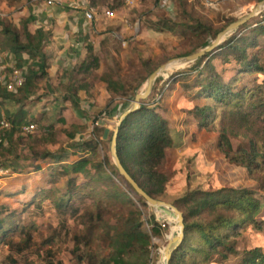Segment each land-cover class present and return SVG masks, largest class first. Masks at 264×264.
Segmentation results:
<instances>
[{"label":"trees","instance_id":"1","mask_svg":"<svg viewBox=\"0 0 264 264\" xmlns=\"http://www.w3.org/2000/svg\"><path fill=\"white\" fill-rule=\"evenodd\" d=\"M21 1L32 3V0H4L8 8ZM32 20L29 10V15L20 21V31L15 24L0 22V51L7 48L8 59L25 75L22 86L13 91H6L0 84V113L3 110V117L10 125L0 137V151L6 138L5 149L7 153L12 152V158L3 160L2 165L14 172L19 169L28 174L43 171L45 182L35 188L34 196L23 203L24 206H39L43 199H50L62 216L68 213L75 215L82 209L79 217L85 219L87 225L73 239V253L78 264H127L129 255L145 257L150 235L142 230L141 211L113 179L123 180V177L107 155L92 158L81 153L85 150L93 153L97 144L102 142V136L73 144L70 148H76L80 154L65 164V159L69 158L67 151L53 153L47 149L40 150V144H45L44 135L51 127L42 128L43 136L40 138L28 135L26 138L18 136L14 142L11 140L13 130L22 124L29 120L40 122V119L28 117L24 105L38 89V83L48 78L49 58L44 48L50 33L41 28L30 33L28 26ZM151 24L160 35L165 31L174 33L179 25L182 31L209 32L202 24L189 26L171 20ZM240 27L244 30L238 36L226 39L200 59L202 67L194 68L193 80L190 72H179L171 84L180 83L181 95L185 98L176 106L185 109L190 121L188 128H192L193 121L196 131L216 134L219 153L230 164L244 169L255 188L194 190L173 201L172 205L182 213L184 231L183 240L173 249L168 264H220L230 256H239L237 264H264V250L254 248L239 253L234 243L240 228L250 226L257 232L264 230V21L248 31L246 24ZM221 32L193 48L191 53L211 46ZM216 59L222 66L232 65L230 77L225 78L216 71ZM137 60L139 69L135 73L138 71L136 74L143 73V76L136 85L124 81L120 69L106 68L97 77L99 57L95 49L88 46L75 65L63 70L57 91L61 93L62 101L69 102L76 110L79 106L78 92L91 90L94 80L99 79L109 95L101 112L105 114L117 99L122 104L132 101L136 91L157 68L152 66L151 60L141 57ZM6 70L0 56V73ZM163 91L165 88L159 89L158 100L148 104L142 100L140 108L119 124L116 137V153L122 167L155 200L164 194L168 182L163 172L166 153L183 147L186 136L157 112L162 111ZM233 141L237 142L236 145ZM23 147L27 149L26 156L21 154ZM47 183L51 187H45ZM24 193L23 189L10 196ZM76 198L81 199L80 208L72 204ZM138 201L143 206L147 205L140 196ZM9 206L8 202L0 204V247L18 256L33 245L36 228L33 223L21 225L12 222L16 214ZM159 226L158 222H153V234H159ZM11 263L17 264L15 260Z\"/></svg>","mask_w":264,"mask_h":264},{"label":"rangeland","instance_id":"2","mask_svg":"<svg viewBox=\"0 0 264 264\" xmlns=\"http://www.w3.org/2000/svg\"><path fill=\"white\" fill-rule=\"evenodd\" d=\"M260 1L262 0H157V5H155V0H144L143 5H145L146 9L143 10V13L147 15L145 24L137 25L134 22L133 24L129 23L128 29L131 36L127 35L123 38L112 37L111 42H106L103 45L100 43L99 47L95 49L100 62L96 75L100 77L106 68L120 69L123 80L136 85L143 74H136L138 71L135 73L139 69L138 57L144 60H151L152 66H156L157 70L173 59L185 57L182 55L191 53L193 48L209 40L217 32H223L232 24L248 16ZM33 4L21 1L16 2L13 7L8 8L4 0H0V22L15 24L17 30L20 31V21L29 15V10L32 11L31 5ZM159 20H171L174 23H186L189 26L202 24L209 29V32L201 33V30L194 31L192 29H183L182 31V26L179 25L174 33L165 31L160 35L151 27V23ZM263 21L264 10L245 23L248 27L247 31L252 29L258 22ZM1 30L2 27L0 26V32ZM242 30L244 29L239 27L227 33L219 40L217 47L226 39L238 36ZM1 39L2 35L0 34ZM8 52V49L5 48L0 53L4 67L7 66L6 64L9 60L6 57ZM196 52H192L191 54ZM28 62L29 60H27ZM215 65L216 71L219 74H223L225 78L232 75V65L222 66L217 59L215 60ZM196 67H202L200 59L189 64L167 69L154 82L151 93L147 97L148 99L143 100L144 104L158 100L160 98L158 95L159 89L165 88V91H163L164 101L160 103L163 106L162 111L157 110V112L167 119L174 129L186 133L183 147L168 150L163 166V172L166 174L168 182L164 194L157 200L171 206H173V201L194 190L213 191L225 187L255 188L253 182L248 179V175L244 169L230 164L219 153L216 147L217 135L204 131H196L197 129L193 127L195 126V122L193 121L191 122L192 128L189 129L187 124L190 121L187 120L185 109L183 106L181 108L176 106L177 102L183 100L185 97L181 95L180 83L177 85L171 84L172 78L179 72L187 71L190 72L192 75L190 79L193 80L195 74L194 68ZM62 72L63 70L58 69V73L53 77L48 76V78L38 83V89L30 96V101L25 103L24 110L28 113V117L40 119V122L36 123L29 120L26 124H22L15 131L13 130L11 140L15 141L18 136L26 138L28 135L40 138L43 136L42 128L51 127L47 135H44L45 144H40V150L47 149L53 153L61 150L67 151L69 158L65 159V164L77 159L78 154H80L76 148H70L73 144L80 140L89 141L93 137L96 140L102 136V142L97 144L96 150L93 153L89 150L81 153L90 157L92 156V158L95 156L103 158L104 155H107L114 163L111 156V140L114 131L123 113L132 109L135 96L145 91L146 82L150 75L136 91L132 101H123L124 103L122 104V101L119 102L120 100L117 99L105 111V114H101L109 98L103 83L99 79H95L91 90L79 91L83 95L82 100L89 101L91 108H83L79 104L78 109L75 110L69 102L62 101V95L57 91L58 79L61 77ZM49 73H53V71L51 70ZM195 103L200 104L201 102L196 101ZM3 115L2 110L0 122L2 118H5ZM28 124L35 125L32 133H25L23 131V128ZM9 128L2 129L0 126V137ZM105 129H108V134L104 138ZM6 140L4 138V147L0 151V166H3V160L12 158V152L8 151V154L5 149ZM236 143V141H233L234 145ZM26 153L27 149L23 147L21 151L22 156H26ZM18 163L21 162L19 161ZM58 163L56 162V164ZM43 174V171L28 174L20 169L15 172L10 170L7 176L0 179V204L9 203L11 212L16 214L12 222L21 225L33 223L36 228L33 245L24 253L16 256L7 251L5 247H0V264H12V260H15L17 264H78L73 253V239L87 225V221L79 217L82 209L75 215L68 213L62 216L53 207L50 199H43L39 206H36V204L23 205V203L31 199V196H34L35 188L45 182ZM113 179L141 211L140 222L142 230L150 235L147 255L145 257H139L136 254L129 255L126 257L127 264H161L166 251L169 248H173L172 242L179 235L180 231L177 221L172 218L163 217L161 212H158L148 204L146 206L141 205L138 201L139 196L124 179ZM49 185L50 183H47L45 187H51ZM23 189L26 193L10 196V194H15ZM256 196L259 197V193ZM72 204L80 208L81 199H74ZM154 221L161 225V227L159 226L160 231L158 235L153 234ZM237 233L238 235L234 243L239 253L254 248L264 250V230L257 232L248 226L240 228ZM108 252L109 250L105 251L106 254ZM238 261L239 256H230L220 264H237ZM212 264L218 263L213 262Z\"/></svg>","mask_w":264,"mask_h":264},{"label":"crops","instance_id":"3","mask_svg":"<svg viewBox=\"0 0 264 264\" xmlns=\"http://www.w3.org/2000/svg\"><path fill=\"white\" fill-rule=\"evenodd\" d=\"M32 3L30 33L37 28L50 33L44 48L49 58L47 73L50 77L57 74L58 69L65 70L75 65L88 46L97 49L100 43L111 42L112 37L131 36L129 25L133 22L144 25L147 16L143 14L146 7L142 0H60L52 5H48L46 0H32ZM90 9L97 12L92 21L84 16ZM151 9L154 10L153 7ZM105 10H111L114 18H104L101 12ZM51 70L53 73H49ZM77 97L83 108H91L89 101L82 100L81 92Z\"/></svg>","mask_w":264,"mask_h":264},{"label":"water","instance_id":"4","mask_svg":"<svg viewBox=\"0 0 264 264\" xmlns=\"http://www.w3.org/2000/svg\"><path fill=\"white\" fill-rule=\"evenodd\" d=\"M263 10H264V0L259 2L248 16H246L242 20L232 24L226 30L221 32L218 35L215 42L211 46H209L203 50H200L194 54H191L189 56L173 59V60L169 61L168 63H166L165 65H162L161 67H159L156 71H154L148 77L147 82H146L145 91L142 94H137L135 96V98L133 100L132 109L123 113V115L120 117L119 124L130 113H132L133 111L140 108L141 101L146 99L150 95L152 87L154 85V82L156 81L158 76L161 75L164 71H166L167 69H169L171 67L189 64V63H192V62H195V61L201 59L206 53L213 51L217 47L219 40L222 39L227 33L234 31L235 29L239 28L240 26H242L243 24L248 22V20H250L252 17H254L257 13H260ZM119 124H118V126H119ZM118 126L115 129L112 140H111V156L114 160V164H115L120 176L123 177L125 182L129 186H131V188L136 192V194L138 196L142 197L148 205L154 207L158 212H161L163 214V217L172 218V219L176 220L178 223V227H179V231H180L179 235H178V237L175 238V240H173V242H172L173 248L172 249L169 248L166 251V254H165V256L161 262V264H168L170 257H171V254L173 252V249H175L176 245L179 244L183 240L184 223H183L182 213L179 212L175 207H173L171 205H167L164 202H161L159 200H155V199L151 198L146 192H144L138 186V184L130 177V175L122 167V165L118 159L117 153H116V137L118 134ZM107 134H108V129H105L104 138L107 137Z\"/></svg>","mask_w":264,"mask_h":264},{"label":"built area","instance_id":"5","mask_svg":"<svg viewBox=\"0 0 264 264\" xmlns=\"http://www.w3.org/2000/svg\"><path fill=\"white\" fill-rule=\"evenodd\" d=\"M60 0H46V3L48 5L55 4L59 2ZM97 12H95L93 9H90L88 12L85 13V18L89 21H92L93 18L96 16ZM101 15L106 19H113L114 13L111 10H105L101 12ZM2 57V55H0ZM6 57L8 59V55L6 54ZM8 67V71H3L0 73V84L6 91H13L16 88H19L22 86V84L25 81V75L24 71L16 68L13 65V62L11 60H8V63L6 64ZM0 126L2 129L9 128V122L6 121L4 118H2L0 122ZM35 129L34 124H28L23 128V131L25 133H32ZM10 170L8 167L0 166V179L2 177L7 176L10 173Z\"/></svg>","mask_w":264,"mask_h":264},{"label":"bare ground","instance_id":"6","mask_svg":"<svg viewBox=\"0 0 264 264\" xmlns=\"http://www.w3.org/2000/svg\"><path fill=\"white\" fill-rule=\"evenodd\" d=\"M180 68V67H179Z\"/></svg>","mask_w":264,"mask_h":264}]
</instances>
